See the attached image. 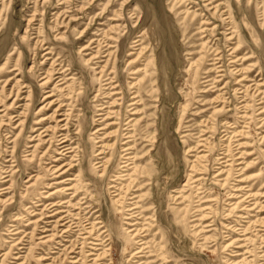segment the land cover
<instances>
[{
  "label": "rangeland",
  "instance_id": "rangeland-1",
  "mask_svg": "<svg viewBox=\"0 0 264 264\" xmlns=\"http://www.w3.org/2000/svg\"><path fill=\"white\" fill-rule=\"evenodd\" d=\"M209 2L0 0V264H264V0Z\"/></svg>",
  "mask_w": 264,
  "mask_h": 264
},
{
  "label": "bare ground",
  "instance_id": "bare-ground-1",
  "mask_svg": "<svg viewBox=\"0 0 264 264\" xmlns=\"http://www.w3.org/2000/svg\"><path fill=\"white\" fill-rule=\"evenodd\" d=\"M206 4L205 5H211V2H209V0H203ZM214 9H215V11L213 12V16H217V13H218V8L217 7H214ZM223 14H225V18H223V20H225L226 18H230L231 16H228L227 17V15H229L230 13H229V11L228 10H225L224 11V13ZM223 14H219V17H221V15H223ZM218 17V18H219ZM206 25L207 24H209L210 22H208V21H205L204 22ZM231 29V28H230ZM211 31H213V29H210ZM230 35H231V33H230ZM245 59H247V58H243V60H245ZM220 68V67H219ZM49 72V71H48ZM47 73V72H46ZM50 77L49 76H44V82L43 83H46L47 81H48V79H49ZM237 80V79H236ZM263 80V79H262ZM257 82V81H256ZM259 82V81H258ZM42 83V84H43ZM235 85V84H234ZM237 85V84H236ZM246 86V85H245ZM243 88V87H242ZM244 89V88H243ZM245 91V90H244ZM246 92V91H245ZM29 95V94H28ZM51 96V94L50 93H47L45 96H44V98L43 99H47L48 97H50ZM243 98V97H242ZM29 98H28V96H27V98H26V100H28ZM52 102L51 101H48L47 102V105H50ZM244 106V105H243ZM245 110V109H244ZM12 117V116H11ZM14 117V116H13ZM59 122L60 121H63V119H59L58 120ZM22 124V120H20L19 121V123H18V127H20V125ZM61 125V124H60ZM263 136V135H262ZM66 137L67 136H63L62 137V139H61V141H60V143L59 144H63V143H65L66 141H67V139H66ZM59 150V149H58ZM100 153H102V152H99V154ZM32 157H33V155H31V157H30V159L28 160L29 162L30 161H32ZM11 159H13V156L11 155ZM127 159V161H129V160H131L130 158H126ZM61 168H59L58 170H60ZM14 172H16V170L14 171ZM66 171H62L60 174H63V173H65ZM103 172H104V170H103ZM58 173V172H57ZM59 174V175H60ZM31 177H35L34 179H33V183L34 182H36L40 177H39V175H32ZM55 177H59L58 175H56ZM58 183V182H57ZM67 189H69V188H67ZM45 198H48V196H46ZM58 203H54V204H52L51 206H53V205H57ZM62 203H59L58 205H61ZM58 209V208H57ZM130 210V209H129ZM128 211V210H127ZM61 212H64V210H62V209H58V210H56V211H54L53 213H51V214H48L47 215V217H56L57 215H59V214H61ZM42 215H43V213H42ZM41 221V219H38V220H35V222H34V226H39V222ZM60 221H62L61 222V224H59V222ZM70 221H72V220H67V217H65V215H61V216H59L56 220H55V225L57 226V225H61V226H65L66 225V223H68V222H70ZM48 222H52V220L50 219ZM70 228V225H67V227L65 228V230H63L62 231V233H66L67 232V229H69ZM91 228H93V226L91 225V227H90V230H91ZM15 234L16 233H19V231H15L14 232ZM135 236V235H134ZM42 237H45V235H42L41 236V238ZM52 239H51V236L50 237H48V240L46 239L45 241H51ZM107 252H106V250H104L103 252H102V254L101 255H104V254H106ZM97 257H99V254L98 255H96V258ZM74 258V257H73ZM103 258V257H102ZM101 258V259H102Z\"/></svg>",
  "mask_w": 264,
  "mask_h": 264
}]
</instances>
